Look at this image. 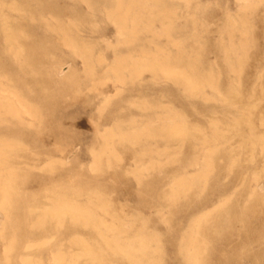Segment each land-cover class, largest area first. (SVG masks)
Masks as SVG:
<instances>
[{"label": "rangeland", "instance_id": "374dc122", "mask_svg": "<svg viewBox=\"0 0 264 264\" xmlns=\"http://www.w3.org/2000/svg\"><path fill=\"white\" fill-rule=\"evenodd\" d=\"M22 1L0 2V89L22 97L33 115L31 123L28 117L23 123L8 116L0 121V144L9 142L4 157L10 165V173L0 175L6 182L0 264H53L55 255L63 264H89L85 249L94 230L67 214L75 209L90 210L95 221L161 228L199 216L200 223L219 218L227 224L228 211L238 209L262 228L264 242V213L246 209L256 199L264 201V0H38L44 6ZM18 6L26 12L21 15ZM122 13L128 14L124 23ZM167 68L181 75L166 74ZM172 128L181 133L170 135ZM159 237L165 261L178 235ZM256 244L252 258L220 264H264Z\"/></svg>", "mask_w": 264, "mask_h": 264}, {"label": "bare ground", "instance_id": "6f19581e", "mask_svg": "<svg viewBox=\"0 0 264 264\" xmlns=\"http://www.w3.org/2000/svg\"><path fill=\"white\" fill-rule=\"evenodd\" d=\"M3 1V0H2ZM2 1H0L2 3ZM6 1V0H5ZM18 2L22 1V0H17ZM38 1V0H37ZM36 1V2H37ZM82 1V0H81ZM87 1V0H86ZM93 1V0H92ZM96 1V0H95ZM127 1V0H126ZM135 1V0H133ZM132 1V2H133ZM148 1V0H147ZM11 2V1H10ZM17 2V4H18ZM23 2V1H22ZM26 2V1H25ZM40 1H38L39 3ZM48 2L50 3V1L48 0ZM85 2V0H84ZM91 2V1H90ZM94 2V1H93ZM106 2V1H105ZM131 2V1H130ZM137 2V1H136ZM142 2V1H140ZM245 2V1H244ZM0 3V4H1ZM5 3V2H4ZM24 3V2H23ZM27 3V2H26ZM24 3V4H26ZM37 3V5H38ZM51 3H52V0H51ZM88 3V2H86ZM85 3V4H86ZM97 3V1H96ZM99 3V2H98ZM108 3V1H107ZM135 3V2H134ZM138 3V2H137ZM3 4V3H2ZM13 4V3H12ZM16 5V2L14 3ZM36 4V3H35ZM41 4V2H40ZM39 4V5H40ZM94 4V3H93ZM110 4V3H109ZM108 4V5H109ZM128 4V3H127ZM6 5H10V3L6 4ZM42 5V4H41ZM54 5V4H53ZM88 5V4H86ZM90 5V4H89ZM121 5V4H119ZM132 5V4H131ZM169 5V4H168ZM2 6H5V5H2ZM13 6V5H11ZM21 7V5H19ZM18 6V10L19 13L21 14V12L23 13V10H19L20 7ZM32 6V5H31ZM44 6V5H42ZM41 6V7H42ZM95 6V4H94ZM98 7V4L96 5ZM110 6V5H109ZM154 6V5H153ZM158 6H159V2H158ZM176 6V5H175ZM16 6H14L13 8H15ZM57 7V6H56ZM106 7V5H105ZM104 7V8H105ZM117 7V6H116ZM123 7V6H122ZM132 7V6H131ZM146 7H148V5L146 4ZM152 7V6H151ZM246 7V6H245ZM9 8V7H8ZM23 8V7H22ZM21 8V9H22ZM93 8V6H92ZM99 10L101 9L100 7H98ZM107 8V7H106ZM105 8V9H106ZM127 8V7H126ZM153 8V7H152ZM162 8V7H161ZM2 9V8H0ZM17 9V8H16ZM27 9V8H25ZM47 9V8H46ZM95 9V8H94ZM108 9V8H107ZM110 9V7H109ZM114 9V8H112ZM130 9V8H129ZM128 9V10H129ZM146 9V8H145ZM144 9V10H145ZM6 10V9H5ZM9 11H11V7L8 9ZM89 10V9H88ZM92 10V9H91ZM117 10V9H116ZM123 10V9H122ZM125 10V9H124ZM123 10V11H124ZM133 10V9H131ZM1 11V10H0ZM58 11V10H57ZM95 11V10H94ZM93 11V12H94ZM98 10H96L97 12ZM106 11V10H104ZM119 11V10H118ZM135 11V10H134ZM2 12V11H1ZM16 12V11H15ZM26 12V11H25ZM24 12V13H25ZM36 13H38L39 11H37V6H36ZM34 12V13H35ZM92 12V13H93ZM120 12V11H119ZM127 12V11H125ZM129 12V11H128ZM127 12V13H128ZM131 12V11H130ZM151 12V11H149ZM157 12V11H156ZM23 13V14H24ZM27 13H29L27 11ZM87 13V12H86ZM102 13V12H101ZM121 13V12H120ZM127 13H122L120 15V21L121 23L125 22V19L127 17ZM137 12H135L136 14ZM155 13V12H154ZM40 13H38L39 15ZM131 14V13H129ZM134 14V13H133ZM143 14V13H142ZM149 14V13H148ZM147 14V15H148ZM153 14V13H152ZM171 14V13H169ZM3 15V14H1ZM7 14H5L6 16ZM16 15L19 17L18 13L16 12ZM22 15V14H21ZM20 15V16H21ZM34 15V14H33ZM103 15V13H102ZM116 15V14H114ZM156 15V14H155ZM8 16V15H7ZM6 16V18H8ZM91 16V14H90ZM92 16H94L92 14ZM117 16V15H116ZM152 16V15H151ZM3 17V16H2ZM35 17V16H34ZM87 17V15H86ZM104 17V16H103ZM102 17V18H103ZM109 17V16H108ZM113 17V16H111ZM110 17V18H111ZM154 17V16H153ZM167 17V16H166ZM176 17V16H175ZM1 18V17H0ZM33 18V17H32ZM96 18V17H95ZM101 18V16H100ZM114 18V17H113ZM162 18V17H161ZM4 19V17H3ZM109 19V18H108ZM132 19V18H131ZM158 19V18H157ZM9 20V19H8ZM7 20V21H8ZM42 20V19H41ZM92 20V18H91ZM94 20V19H93ZM104 20V19H103ZM113 20V19H111ZM117 20V19H116ZM129 20V19H127ZM166 20V19H165ZM171 20V19H170ZM174 20V19H173ZM40 21V20H39ZM105 21V20H104ZM103 21V22H104ZM110 21V19H109ZM138 21V20H137ZM164 21V20H163ZM10 22H12L10 20ZM8 21V23H10ZM16 22V21H14ZM42 23V21H40ZM83 22V21H82ZM101 22V21H100ZM114 22V21H113ZM118 23V21H116ZM132 22V21H131ZM130 22V23H131ZM165 22V21H164ZM168 22V21H167ZM1 23V22H0ZM5 23V24H4ZM2 22V24L6 25L7 23L6 22ZM81 23V22H80ZM129 23V22H128ZM136 23V22H135ZM154 22H152L153 24ZM161 23V22H160ZM19 24V22H18ZM69 24V23H68ZM85 24H87V22H85ZM93 24V23H92ZM95 24V23H94ZM114 24V23H113ZM171 24V23H170ZM234 24V23H233ZM236 24V23H235ZM241 24V23H240ZM244 24V22H243ZM44 25V24H43ZM47 25V24H46ZM50 25V24H49ZM53 25V24H52ZM82 25V24H81ZM98 25V24H97ZM96 25V26H97ZM117 25V24H115ZM120 25V23L118 24ZM129 25V24H128ZM132 25V24H130ZM154 25V24H153ZM1 26V25H0ZM3 26V25H2ZM1 26V28H2ZM93 26V25H92ZM125 26V25H124ZM239 26V25H238ZM86 27V26H85ZM88 28L90 26H87ZM94 27V26H93ZM117 27V26H116ZM121 27V26H120ZM120 27H117L119 29H121ZM122 27H123V24H122ZM127 27V25L125 26ZM143 27V26H142ZM10 28L12 29V27L10 26ZM9 28V29H10ZM48 28V26H47ZM50 28V27H49ZM73 28V27H71ZM84 28V27H83ZM98 28V27H97ZM128 30L129 27H127ZM126 28V29H127ZM141 28V27H140ZM157 28V27H156ZM178 28V27H177ZM8 29V28H7ZM17 29V28H16ZM68 29V28H67ZM70 29V28H69ZM74 29V28H73ZM95 29V28H94ZM116 29V28H115ZM170 29V28H169ZM180 29V28H179ZM14 30V28H13ZM12 30V31H13ZM19 30V29H18ZM16 31V32H19V31ZM85 30V29H84ZM92 30V29H91ZM117 30V29H116ZM121 30H125L124 28H122ZM161 30V29H160ZM177 30V29H176ZM230 30V29H229ZM56 31V30H55ZM60 31V30H59ZM62 32H64L63 30H61ZM126 31V30H125ZM132 31V30H131ZM149 31V30H148ZM155 31V30H154ZM4 32V31H3ZM8 32V31H7ZM14 34L16 33L15 30L13 31ZM90 33V31H88ZM92 33L94 32L93 30L91 31ZM118 32V31H117ZM116 32V33H117ZM135 32V31H134ZM156 32V31H155ZM168 32V31H167ZM6 33V31H5ZM11 33V30L10 32ZM20 33V32H19ZM91 33V36H93ZM121 34V32H119ZM141 33V31H140ZM152 33H153V30H152ZM94 34V33H93ZM124 34V33H123ZM126 34V32H125ZM130 34V32H129ZM161 34H162V30H161ZM23 35V34H21ZM19 35V37L21 36ZM64 35V34H63ZM62 35V36H63ZM134 35V34H133ZM167 35V34H166ZM169 35V34H168ZM18 36V35H17ZM28 36V35H26ZM65 36V35H64ZM73 36V35H72ZM71 36V37H72ZM90 36V35H89ZM126 36V35H124ZM123 36V37H124ZM132 36V35H131ZM154 36V35H153ZM2 37V35H1ZM6 37V36H4ZM9 37V36H7ZM7 37L5 38V40H8ZM13 37V36H12ZM22 37V36H21ZM70 37V36H69ZM121 37V36H119ZM127 37V36H126ZM135 37V36H133ZM151 37V36H150ZM163 37H166L165 35ZM17 38V37H15ZM75 38V36H74ZM72 38V39H74ZM82 38V37H81ZM90 38V37H89ZM100 38V37H99ZM98 38V39H99ZM122 38V37H121ZM128 38V37H127ZM171 38H173V36H171ZM69 39V38H68ZM70 39V40H72ZM77 39V38H76ZM93 38H91L92 40ZM118 39V38H117ZM194 39V38H193ZM191 39V40H193ZM4 40V38H3ZM4 40V41H5ZM10 40V39H9ZM14 40V39H12ZM17 40V39H16ZM25 40H28V39H25ZM47 40V39H46ZM49 40V39H48ZM68 40V41H70ZM103 40V39H102ZM119 40V39H118ZM123 40V39H122ZM150 40V39H149ZM168 40V39H167ZM172 40V39H171ZM20 41V40H19ZM65 41V39H64ZM75 41V40H74ZM79 40H77L78 42ZM93 41V40H92ZM106 41V40H105ZM154 41V40H153ZM176 41V40H174ZM3 42V41H2ZM6 43L9 42V41H5ZM15 42V40H14ZM44 42V41H43ZM72 42V41H70ZM80 42H82V40H80ZM84 42V41H83ZM90 42V41H89ZM88 42V43H89ZM118 42V41H117ZM116 42V43H117ZM129 42H131V40H129ZM128 42V43H129ZM177 42V41H176ZM247 42V41H246ZM48 43V42H47ZM87 43V42H85ZM91 43V42H90ZM112 43V42H110ZM109 43V44H110ZM120 43V41L118 42ZM117 44H113L114 46L115 45H118ZM124 43V42H123ZM132 43V42H131ZM151 43V42H150ZM155 43V42H154ZM157 43V42H156ZM4 44V43H3ZM53 44V43H52ZM82 44V43H81ZM98 44V43H97ZM121 44V43H120ZM148 44V43H147ZM170 44H172L170 42ZM175 44V43H173ZM178 44V43H177ZM246 44V43H245ZM6 45V44H5ZM3 45V46H5ZM13 44L11 43L10 46H12ZM18 45V44H17ZM49 45V44H48ZM80 45V44H79ZM91 45V44H90ZM96 45V43H95ZM94 45V46H95ZM99 45V44H98ZM125 45H126V42H125ZM137 45V44H136ZM141 45V44H140ZM153 45V44H152ZM219 45V44H218ZM231 45V44H230ZM8 46V45H7ZM74 46V44L72 45ZM127 46V45H126ZM167 46V45H166ZM175 47V45H173ZM182 46V45H181ZM14 47V45L12 46ZM20 47V46H19ZM50 47V46H49ZM70 47V45H69ZM84 47V46H83ZM98 47V46H97ZM123 47V46H122ZM121 47V48H122ZM131 47V46H130ZM129 47V48H130ZM146 47V46H145ZM154 47H156L154 45ZM153 47V48H154ZM170 47H172L170 45ZM218 47V46H217ZM6 48V47H5ZM11 48V47H10ZM45 48V47H44ZM74 48V47H73ZM89 48V46H88ZM93 48V47H92ZM104 48H105V45H104ZM132 48V47H131ZM134 48H136L134 46ZM150 48V47H149ZM148 48V50H149ZM166 48V47H165ZM173 48V47H172ZM176 48V47H175ZM178 48V46H177ZM215 48V47H214ZM226 48V47H225ZM232 48V47H231ZM236 48V47H235ZM12 49V48H11ZM17 49V48H16ZM46 49V48H45ZM127 49V48H126ZM160 49V48H159ZM157 48V51L159 50ZM179 49V48H178ZM181 49V48H180ZM217 49V48H216ZM3 50H7V49H3ZM2 50V51H3ZM14 50V49H13ZM18 50V49H17ZM78 50V49H77ZM84 50V49H83ZM82 50V51H83ZM91 50V49H90ZM100 50V49H99ZM119 50V48H118ZM129 50V49H127ZM165 51V49H163ZM162 50V51H163ZM194 50V48H193ZM218 50V49H217ZM229 50V49H228ZM19 51V50H18ZM49 51V50H48ZM76 51V49H75ZM151 51V50H150ZM184 51V49H183ZM203 51V50H202ZM222 51V50H221ZM5 52V51H4ZM3 52V53H4ZM8 52V51H7ZM20 52V51H19ZM23 52V51H22ZM25 52V50H24ZM32 52V50H31ZM51 52H54V51H51ZM49 52V53H51ZM94 52H95V49H94ZM117 52V51H116ZM126 52V51H125ZM145 52V51H144ZM17 52H15L16 54ZM47 53V52H46ZM48 53V54H49ZM72 53V51H71ZM77 54L76 52H73V54ZM93 53V52H91ZM90 53V54H91ZM148 53V51H147ZM154 53V52H153ZM160 53V52H159ZM164 53V52H163ZM166 53V52H165ZM182 53V52H181ZM185 53V52H184ZM6 54V53H5ZM8 54V53H7ZM14 54V53H13ZM22 55V58H23V54L20 53ZM86 54V53H85ZM89 54V55H90ZM123 54V53H122ZM198 54V52H197ZM201 54V53H200ZM19 55V53H18ZM79 55V54H78ZM121 55V54H120ZM145 55V54H144ZM170 55V54H169ZM234 55V54H233ZM16 56V55H15ZM14 56V57H15ZM50 56V54H49ZM87 56V54H86ZM97 56V55H96ZM117 56V55H116ZM152 56V55H151ZM154 56V55H153ZM168 56V55H167ZM186 56V55H185ZM13 57V56H11ZM52 57V55H51ZM50 57V58H51ZM85 57V55H84ZM91 57V56H90ZM136 57V56H134ZM139 57V56H138ZM10 58V56H9ZM16 58V57H15ZM45 58V56H44ZM93 58V57H92ZM91 58V59H92ZM103 58V57H102ZM114 58V57H112ZM155 58V57H154ZM174 58V57H173ZM177 58V57H176ZM192 58V57H191ZM47 59V58H46ZM59 59V58H58ZM89 59V58H87ZM128 59V57H127ZM133 59V58H132ZM137 59V58H136ZM142 59V58H141ZM140 59V60H141ZM186 59V58H185ZM194 59V58H193ZM19 60V58H18ZM21 60V59H20ZM19 60V61H20ZM25 60V58H24ZM54 60V59H53ZM93 60V59H92ZM131 60V59H130ZM144 61V59H142ZM141 60V61H142ZM146 60V59H145ZM149 60V59H148ZM10 61V60H9ZM15 61H17L15 59ZM18 61V62H19ZM57 61V60H56ZM97 61V60H96ZM126 61V60H124ZM133 61V60H132ZM136 61V60H135ZM191 61V60H190ZM198 61V60H197ZM26 61H23L21 63H24ZM52 62V61H50ZM123 62V61H122ZM138 63V61H136ZM140 62V61H139ZM148 62V61H147ZM153 61L152 63L149 61L146 65H149V66H159L160 69H161V66H165L167 67L166 65L162 64V63H158V62H155ZM204 62V61H202ZM93 63V61H92ZM112 63V62H111ZM119 63V61H118ZM133 63V62H132ZM145 63V62H144ZM176 63V61H175ZM11 64H12V59H11ZM16 64V63H15ZM55 64V63H54ZM231 64V63H230ZM244 64V63H243ZM13 65V64H12ZM21 65V64H20ZM26 66V64H24ZM85 65H88V64H85ZM109 65V64H108ZM130 65V63H129ZM242 65V64H241ZM240 65V66H241ZM16 66V65H15ZM23 66V64H22ZM42 66V65H41ZM94 66V65H93ZM127 66V65H126ZM133 66V64L131 65ZM135 66V64H134ZM143 66V65H142ZM202 66V65H200ZM19 67V65H18ZM29 67V66H28ZM87 67V66H86ZM124 67V66H123ZM129 67V66H128ZM136 67V66H135ZM158 67V68H159ZM227 67V66H226ZM52 68V67H50ZM49 68V69H50ZM144 68V67H143ZM156 68V67H155ZM171 68V67H170ZM182 68V67H181ZM48 69V68H47ZM58 69V68H57ZM62 69V68H61ZM90 69V68H89ZM88 69V70H89ZM92 69V68H91ZM113 69V68H112ZM118 69V68H117ZM120 69V68H119ZM159 69V70H160ZM164 69V68H163ZM177 69V68H175ZM174 69V70H175ZM185 69V67H184ZM192 69V68H191ZM33 70V69H32ZM31 70V72H32ZM52 70V69H51ZM54 70V68H53ZM121 70V69H120ZM168 71H166V74L169 73L171 75H175L177 74V72H175L173 69H168ZM113 71V70H111ZM119 71V70H118ZM142 71V70H141ZM151 71V70H150ZM181 71V70H180ZM179 71V72H180ZM38 72V71H37ZM55 72V71H54ZM57 72V71H56ZM59 72V71H58ZM62 71H60L61 73ZM121 72V71H120ZM160 72V71H159ZM162 72V71H161ZM164 72H165V69H164ZM1 73V72H0ZM3 73V72H2ZM63 73V72H62ZM137 73V72H136ZM152 73V72H151ZM157 73V72H156ZM186 73V72H185ZM35 74V73H33ZM56 74V73H55ZM88 74V73H87ZM91 74V73H90ZM128 74V72H127ZM133 74V73H131ZM135 74V73H134ZM159 74V73H158ZM165 74V75H166ZM3 75V74H2ZM40 75V74H39ZM48 75L49 77V74H46ZM58 75V74H56ZM121 75H122V72H121ZM126 75V74H125ZM130 75V74H129ZM178 75V74H177ZM181 75V73L179 74ZM178 75V76H179ZM5 76V74H4ZM33 76L32 74L30 75V77ZM55 76V75H54ZM62 76V74L60 75ZM59 76V77H60ZM183 76V75H182ZM185 76V75H184ZM3 77V76H2ZM9 77V76H8ZM36 77V75H35ZM34 77V78H35ZM58 77V78H59ZM122 77V76H121ZM120 77V78H121ZM162 77V76H161ZM188 77V76H186ZM33 78V77H31ZM56 78V77H55ZM62 78V77H61ZM125 78V77H124ZM127 78V77H126ZM174 78V77H173ZM196 78V77H194ZM1 79V78H0ZM10 79V77H9ZM52 79V78H51ZM116 79V78H115ZM53 80V79H52ZM55 80V79H54ZM63 80H64V77H63ZM125 80V79H124ZM167 80V79H166ZM169 80V79H168ZM210 80V79H209ZM9 81V80H7ZM11 81V80H10ZM117 81V80H116ZM120 81V80H119ZM186 81V80H185ZM188 81V80H187ZM194 81V80H193ZM15 82V81H14ZM59 82V81H58ZM64 82V81H63ZM189 82V81H188ZM10 83V82H9ZM57 83V82H56ZM65 83V82H64ZM63 83V84H64ZM120 83V82H119ZM176 83V81H175ZM232 83V82H231ZM2 84V83H1ZM58 84V83H57ZM55 84V85H57ZM62 84V85H63ZM177 84V83H176ZM179 84V83H178ZM12 85H13V82H12ZM17 85V84H16ZM54 85V86H55ZM60 85V84H59ZM66 85V84H65ZM121 85V84H120ZM209 85V83H208ZM228 85V83H227ZM5 86V85H4ZM14 86V85H13ZM187 86V85H186ZM196 86V85H195ZM212 86V85H211ZM59 87V86H58ZM57 87V88H58ZM118 87V86H117ZM216 87V86H215ZM218 87V86H217ZM12 88V87H11ZM60 88V87H59ZM120 88V87H118ZM190 88V87H189ZM193 87H191L190 89H192ZM201 88H202V85H201ZM210 88V87H209ZM212 88V87H211ZM121 89V88H120ZM17 90V89H16ZM57 90V89H56ZM55 90V91H56ZM61 90V89H60ZM59 90V91H60ZM118 90V89H117ZM193 90V89H192ZM191 92H194L192 91ZM202 90V89H201ZM8 91V90H7ZM19 91V90H18ZM58 91V92H59ZM221 91V90H220ZM219 91V92H220ZM229 91V90H228ZM233 91V90H231ZM238 91V90H237ZM253 91V90H252ZM6 90L4 89H0V121H6L8 120V117L10 119H14L19 121V122H24L26 121V117H28L27 120H30L33 115L31 113V110L29 108V104L24 101L23 99L21 98H18L17 96H13V95H7V93H5ZM12 92V91H11ZM30 92V91H29ZM186 92V91H184ZM200 92V91H199ZM241 92V91H240ZM18 93V92H17ZM31 93V92H30ZM33 93V92H32ZM45 93V91H44ZM202 93V92H201ZM242 93V92H241ZM12 94V93H11ZM103 94V93H101ZM197 94V93H196ZM217 94V93H216ZM231 94V93H230ZM195 95V94H193ZM24 96V95H23ZM226 96V95H225ZM98 97V96H97ZM25 98V97H24ZM102 98V97H101ZM106 97L104 96V99ZM227 98V97H226ZM248 100L250 99L249 97H247ZM103 99V98H102ZM102 99H99V100H102ZM191 99V98H190ZM212 99V98H211ZM108 100V99H107ZM196 100V99H195ZM38 101V100H37ZM87 101V100H86ZM91 101V100H89ZM88 101V102H89ZM50 102V101H49ZM106 102V101H105ZM236 102V101H235ZM93 103V102H92ZM101 103H103L101 101ZM111 104V103H110ZM219 104V103H218ZM50 105V104H49ZM106 105V104H105ZM254 105V104H253ZM44 106V105H43ZM142 106V105H141ZM224 106V105H223ZM245 106V105H243ZM222 108V107H221ZM43 109V108H42ZM143 109V108H142ZM223 109V108H222ZM230 109V108H229ZM145 110V109H144ZM224 110H228V109H225ZM252 110V109H250ZM150 111V110H149ZM222 112V111H221ZM235 112V110H234ZM233 112V113H234ZM164 113V112H163ZM210 113V112H209ZM224 113V112H223ZM42 114V113H41ZM110 114V113H109ZM213 114V113H212ZM247 114V113H246ZM245 114V115H246ZM5 116V117H4ZM8 116V117H7ZM162 116V114H161ZM221 116V115H220ZM254 116V114H253ZM248 117H249V114H248ZM246 118V117H245ZM9 119V120H10ZM41 119V118H40ZM124 119V118H123ZM182 119V118H181ZM206 119V118H205ZM203 119V120H205ZM208 119V118H207ZM241 121L242 119L239 118ZM247 119V118H246ZM224 120V119H223ZM112 121V120H111ZM157 121V120H156ZM239 122V120H237ZM29 123H31L32 121H27ZM138 122V121H137ZM197 122V121H196ZM207 122V121H205ZM222 122V121H221ZM245 122V121H244ZM243 122V123H244ZM16 123V122H15ZM42 123V122H41ZM195 123V122H194ZM226 123V122H225ZM241 123V124H243ZM1 124V122H0ZM34 124V123H33ZM237 124V123H236ZM12 125V124H11ZM147 125V124H146ZM219 125V124H218ZM6 126V125H5ZM3 126V128L5 127ZM37 126V124H36ZM103 126V125H101ZM113 126V125H112ZM144 126V125H143ZM142 126V127H143ZM152 126V125H150ZM189 126V125H188ZM246 126V125H245ZM263 126V125H262ZM17 127V126H16ZM19 127V126H18ZM21 127V126H20ZM98 127V126H97ZM140 127V126H138ZM155 128V126H153ZM205 127V125H204ZM207 127V126H206ZM228 127V126H227ZM1 128V127H0ZM6 128V127H5ZM101 128V127H100ZM118 128V127H117ZM171 128V127H170ZM224 128V126H223ZM260 128V127H259ZM10 129V128H9ZM26 129V128H25ZM130 129V128H129ZM183 129V128H182ZM228 129V128H227ZM230 129V128H229ZM240 129V128H238ZM2 130V129H0ZM28 130V129H26ZM31 130V129H30ZM101 130V129H100ZM99 130V131H100ZM107 130V129H106ZM131 130V129H130ZM143 130V129H142ZM222 130V129H221ZM111 131V130H110ZM128 131V130H127ZM155 131V130H154ZM158 131V130H157ZM180 128H176V129H170L169 130V134L171 135H179L181 132H180ZM201 131V130H200ZM206 131V130H205ZM223 131V130H222ZM228 131V130H227ZM4 132V131H3ZM26 132V131H25ZM29 132V130H28ZM102 132V131H101ZM193 132V131H192ZM231 132V131H230ZM7 133V132H6ZM27 133V132H26ZM132 133V132H131ZM137 133V132H135ZM168 133V132H167ZM207 133V132H206ZM211 133V131H210ZM107 134V133H106ZM121 134V133H120ZM143 134V132H142ZM145 134H146V131H145ZM186 134V133H185ZM216 134V133H215ZM229 134V133H228ZM213 135V134H212ZM225 135V134H224ZM242 135V134H240ZM1 136V135H0ZM3 136V135H2ZM5 136H8L5 134ZM112 136V135H111ZM118 136V135H117ZM207 136V135H206ZM216 136V135H215ZM226 136V135H225ZM263 136V135H262ZM98 137V136H97ZM197 137V136H196ZM209 137V136H208ZM5 138V137H4ZM7 138V137H6ZM151 138V137H150ZM194 138V137H193ZM234 138V137H233ZM232 138V139H233ZM240 138V137H239ZM144 139V138H143ZM195 139V138H194ZM140 140V139H139ZM216 140V139H215ZM11 142V139L9 140ZM16 141V140H14ZM114 141H116L114 139ZM143 141V140H142ZM231 141V140H230ZM242 141V140H241ZM247 141V140H246ZM259 141V140H258ZM101 142V141H100ZM141 142V141H140ZM264 142V141H263ZM7 143V142H6ZM2 143L0 144V175L1 174H7V173H10L9 169H10V165H6L7 164V161L5 159V155L7 154V151H6V147H7V144L9 143ZM125 143V142H124ZM159 143V142H158ZM222 143V142H221ZM239 143V142H238ZM100 144V143H99ZM152 144V143H151ZM165 144V143H164ZM177 144V143H176ZM252 144V143H251ZM255 144V143H254ZM127 145V144H126ZM175 145V144H174ZM226 145V143H225ZM264 145V144H263ZM154 146V145H153ZM230 146V145H229ZM193 147V146H192ZM202 147V146H200ZM260 147V146H259ZM264 147V146H263ZM221 148V147H220ZM21 149V148H20ZM9 150V149H8ZM153 150V149H152ZM19 151V150H18ZM241 151V150H240ZM12 153V151H10ZM219 152V151H218ZM237 153V152H236ZM227 154V153H226ZM245 154V153H244ZM215 155V154H214ZM253 155V154H252ZM259 155V154H258ZM12 156V155H11ZM18 156V155H17ZM250 156V155H249ZM10 158V157H9ZM248 158V157H247ZM169 159V158H168ZM95 160V159H94ZM231 160V159H230ZM12 162V161H11ZM200 162V161H199ZM229 162V161H228ZM158 163V162H157ZM214 163V161H213ZM12 164V163H11ZM99 164V163H98ZM231 164V163H230ZM18 165V164H17ZM262 165V164H261ZM14 166V165H13ZM91 166V165H90ZM102 167V166H101ZM192 169V168H191ZM45 170V169H44ZM156 170V169H155ZM202 171V170H201ZM162 172V171H160ZM189 172V171H188ZM159 173V172H158ZM195 174V173H194ZM197 174V172H196ZM185 176V175H184ZM189 176V175H188ZM205 176V175H204ZM192 177V176H191ZM1 176H0V202L1 201H4L3 200V197H5V187H4V184L6 182H3L1 181ZM6 178V177H5ZM209 179V178H208ZM143 180V179H142ZM186 180H189V179H186ZM197 180V179H196ZM175 182V181H174ZM207 183V182H206ZM254 183V182H253ZM168 184V183H167ZM259 184V183H258ZM264 185V183H262ZM147 185V184H146ZM168 186V185H167ZM12 187V186H11ZM147 187V186H146ZM166 187V186H165ZM160 189V188H159ZM176 189V188H175ZM200 189V188H199ZM170 190V189H169ZM263 190V189H262ZM161 191V189H160ZM164 192V191H163ZM175 193V192H174ZM85 194V193H84ZM230 194V193H229ZM86 196V195H85ZM172 196V195H171ZM182 197V196H181ZM184 197V196H183ZM85 198V197H84ZM228 199V198H227ZM103 200V199H102ZM50 201V200H49ZM53 201V200H52ZM64 201V200H63ZM184 201V200H183ZM226 201V200H225ZM54 203V202H52ZM96 203V202H95ZM224 203V202H223ZM219 205V204H218ZM221 205V204H220ZM63 206V205H62ZM111 206V205H110ZM216 206V205H214ZM60 208V207H59ZM114 208V207H113ZM49 209V208H47ZM214 209V207L212 208ZM247 211L251 212L253 215H256V213H264V201L262 199H256L250 206H248V208H246ZM68 210V209H67ZM207 210V209H206ZM210 210V209H209ZM52 211V210H51ZM69 211V210H68ZM213 211V210H212ZM44 212V211H43ZM67 212V211H66ZM198 212V211H197ZM208 212V211H206ZM228 212H230V223H227V224H224L222 223V221L218 218L217 220H214L213 222H206V223H200V219L202 216H199L197 218H194L192 219L188 224L186 225H182L181 223H178V224H172V223H166L164 224V228H161L160 226L158 225H147V224H144V223H117V222H106V221H103V220H99V221H95L94 219H97L94 217V215L90 212V210H84V209H75V211H72V212H68L67 214L71 215L74 219H76L77 221H81V222H90V225L91 227L93 228L94 230V236L90 239V243L88 245V248L85 249V252H86V256L88 257L89 259V264H210L212 261L213 262H218L219 264L220 263H223L225 262V260L229 259V260H234V259H249V258H252V255H253V249H252V245L253 243H257L256 244V252L255 254H257V256L261 255L264 253V242L261 240V236L263 234V231H262V228L259 226V225H254V224H250L247 220V218H243L242 215H241V212L240 210L236 209V210H229ZM57 213H59L57 211ZM57 213H52L51 215L53 216H56L58 217L59 214ZM45 214V213H44ZM65 214V213H64ZM106 214V213H105ZM104 214V215H105ZM209 214V212H208ZM212 214V213H211ZM109 215V214H108ZM193 215V214H192ZM206 215V213H205ZM103 216V215H102ZM107 216V214H106ZM132 216V215H131ZM43 217V216H42ZM119 217V216H118ZM190 217V216H189ZM47 219V218H46ZM50 219V218H48ZM60 219V218H59ZM102 219V218H101ZM116 219V218H115ZM36 220V219H35ZM65 221V218L63 219ZM46 221V220H45ZM54 221V220H52ZM51 221V222H52ZM134 221V220H133ZM237 223H240L239 225H236ZM53 225V224H52ZM72 225V224H71ZM57 226V225H56ZM55 227V226H54ZM90 227V229H91ZM90 231V230H89ZM56 232V231H55ZM81 232V231H80ZM92 233V232H91ZM172 234H176L178 235V238L175 242H173L172 246H171V252H173V256H170L167 260L165 261H162L161 259V244H162V241L160 239V235H172ZM82 235V234H81ZM93 235V234H92ZM83 236V235H82ZM85 237V236H84ZM75 238V237H74ZM85 240V239H84ZM88 242V241H87ZM78 244V243H77ZM72 245V244H71ZM163 245V244H162ZM242 245L243 246V249L240 250V251H237L236 248H238L239 246L241 247ZM72 251V250H71ZM83 251H84V248H83ZM67 252V251H66ZM55 255V254H54ZM211 255L212 257V261L207 259V257H209ZM41 256V255H40ZM44 256V254H43ZM254 256V255H253ZM45 257V256H44ZM49 257V256H48ZM87 259V258H86ZM53 260H54V263L53 264H63L62 263V257L59 256V255H55L53 257ZM74 260V259H73ZM48 263V262H47ZM247 263V262H246ZM25 264H30L29 262H26Z\"/></svg>", "mask_w": 264, "mask_h": 264}]
</instances>
